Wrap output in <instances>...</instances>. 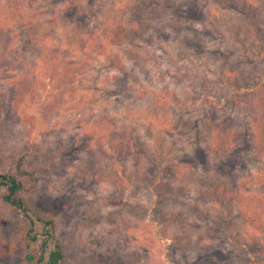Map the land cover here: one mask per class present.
Returning a JSON list of instances; mask_svg holds the SVG:
<instances>
[{"label":"rangeland","instance_id":"obj_1","mask_svg":"<svg viewBox=\"0 0 264 264\" xmlns=\"http://www.w3.org/2000/svg\"><path fill=\"white\" fill-rule=\"evenodd\" d=\"M16 1L22 2L3 3ZM56 1L49 0L48 7L57 14L64 5ZM115 1L120 0H89L90 17H119ZM169 1L176 21L165 31L145 23L129 42L103 41L98 50L69 55L66 60H73V67L70 62V66L58 62L56 67L45 54L46 60L38 61L34 68L28 65L33 54L20 52L19 63L27 67L28 76L0 82V170H14L18 154L28 153L25 167L34 174L35 190L25 196L35 207L55 215L57 234L65 244L64 264H165V255L178 264H264V213L258 214V221L249 219L247 223L242 208L250 210L249 203L235 210L232 200L219 201L222 189L216 190L219 182L230 183L264 200V169L246 137L247 110L241 105L234 108L230 101L221 111L189 106L208 87L202 80L187 78L189 75L198 72L215 79L223 68L239 67L238 60L243 58L225 65L228 58L218 49L232 51V47L218 35L201 31L198 21L204 19L189 0ZM194 1L202 3L207 16V8H219L220 0ZM43 2L39 0L35 8L44 18ZM232 18L241 31L247 30L246 23H254L243 15ZM53 30L47 29L60 38V32ZM66 67L73 74L79 72L76 80L53 73L56 69L64 72ZM180 70L187 76H179ZM257 70L264 72V64ZM242 71L257 78L253 69ZM142 91L149 96H142ZM159 94L190 102L184 109L176 107L182 125L173 138L180 160L169 170L155 165V141L144 126L147 116L159 113L152 104L153 95ZM217 95L223 96L222 89ZM10 101L13 104L8 109ZM158 101L163 104L162 98ZM215 124L235 128L244 137L240 148L219 162L209 160L207 144L195 139L197 127L201 126V135L207 139ZM122 125L143 136L134 140V133L123 129L121 134L132 140V147L122 156L119 149L103 154L108 128L118 132ZM155 128L158 134L166 132V138H172L160 125ZM53 156L56 158L50 159ZM123 168L135 183L127 194L129 201L119 205L124 191L111 182L119 181ZM160 179L174 193L164 204L154 206L153 187ZM258 202L254 206L259 209ZM0 214V264H29L26 255L38 254L39 245L27 238L25 224L14 211L1 208ZM173 215L177 218L166 234L176 235L180 243L175 239L167 252L149 220H171ZM242 235L249 240L248 250L229 239Z\"/></svg>","mask_w":264,"mask_h":264},{"label":"trees","instance_id":"obj_2","mask_svg":"<svg viewBox=\"0 0 264 264\" xmlns=\"http://www.w3.org/2000/svg\"><path fill=\"white\" fill-rule=\"evenodd\" d=\"M41 1H44L43 6H41L42 9H45L43 14L47 16L44 18L41 11L36 12V9H39L35 8L39 0H22L21 4L18 1L4 4L3 0H0V82L17 75L19 77L28 76L27 67H23V63H19L23 57L20 52H23V55L24 53L33 54L28 65L34 68H37L38 61L46 60V56L53 61V64L56 63V67H59L58 62L67 66H70V62L71 67H73V60H66L69 55H84L87 52L98 50L103 46V41L109 42V44H114L116 41H119V44L129 42L136 38L140 30L144 29L145 23L149 27L154 25L155 29L165 31L176 21L169 0L115 1L113 3L114 8L119 3V17H111L112 19H99L98 15H93L94 17L91 18L90 15L93 12L89 7V0H57L56 2L64 5L57 14L55 8L48 7L49 0ZM189 1L204 19L198 21L201 23V31L209 35H218L221 40L226 41L232 47V51L218 49L223 57L228 58L225 65L231 64L232 61L230 60L234 58L243 59L238 60L240 62L239 67L223 68L222 73L215 79L210 78L207 74L191 72L192 74L187 78H193L196 81L202 80L208 86L193 104L192 102H189L190 104L182 103L177 98L171 99L166 94L153 95L152 104L159 113L147 116L144 126L155 141L156 151L153 158L155 165L161 169L166 170L167 168L169 170L174 163L180 160V154L176 152V139L173 138L174 131L182 125L179 124L176 107L184 109L188 104L189 106L201 105L221 111L230 101L234 108L241 105L247 110L249 120L247 121L248 133L246 137L251 143V150L260 160L264 169V72L258 73L257 70L259 64H264V0H220L219 8H207V16H204L205 9L201 2L198 4L194 0ZM65 3L68 5L66 6ZM234 14L248 17L254 23L251 25L246 23V31L238 30L235 19L232 18ZM49 28L57 31L56 34L60 32L61 37H53L47 31ZM241 32H245V34ZM98 33L100 35L96 39ZM2 51L5 55L2 54ZM45 54L46 56H44ZM248 68L254 70L257 78L253 79L249 71L246 74L242 71V69ZM53 73L66 75L67 78L75 80L79 75V72L73 74L69 67H66L64 72L56 69ZM178 73L179 76H187V73L182 72V70ZM33 79L35 80L36 77L33 76ZM50 79L56 78L51 76ZM219 88L222 89V97L217 95ZM144 93L145 91H142L141 95L149 96V94L144 95ZM160 98L163 99V104L159 103ZM12 104L13 101H10L8 109ZM166 111L169 112L166 113ZM216 121L217 119L213 118L212 123ZM113 122L110 121V125ZM155 125H160L162 130H167L173 139L166 138V132L158 134L157 130H154L156 129ZM200 127H197L198 132L195 134V139L198 138L200 143L207 144L208 159L212 158L217 162L224 161L227 156L233 154L240 148L241 140L244 139L235 128L222 127L216 124L211 125L207 139H205L201 135ZM123 129L134 133V140H140V137L143 136L139 130L132 129L127 125L118 132L108 128V132L104 136L105 145H102L103 154L109 155V152L115 153L119 149V154L122 156V153L127 152L132 147L130 144L132 140L130 138L125 139V135L121 134ZM27 156L28 153L18 154L14 170H0V209L8 208L14 211L25 224L27 238L39 245L38 254L28 253L26 255L29 264H64L66 260L65 244L57 234L55 215L52 211L35 207L25 196V193L31 192L32 188L35 190L34 174L25 167ZM55 158L53 156L50 159L54 160ZM136 181H138L137 178ZM111 183L117 189L124 191L119 205L126 204L129 201L127 194L131 192L135 178L132 177V180H129L125 168H123L119 172V181L116 180ZM160 184L161 179L157 180L153 187L156 196L154 206L164 204V201L174 193L171 185ZM209 187H212L211 182ZM217 187L216 190L222 189L218 196L219 201L225 202L223 201L225 198L229 201L232 200L235 210L244 206L245 203H249L250 210L242 208L247 215V223L249 219L258 221V214L260 217L263 216V198L255 199L253 195L248 194L251 191L244 187L232 186L230 183L219 182ZM252 201H254L253 204ZM256 201H260L258 202L261 204L259 209L254 206L257 204ZM254 210L258 212L254 214ZM176 218L177 216L173 215L171 220L168 218L163 219V221L149 220L158 235L157 239L161 241L167 252L170 251L169 245L173 244L175 239H178L177 243H180L179 237L176 235L166 234L170 222ZM229 239L234 244L248 250L249 240L245 235H242L240 239L232 236ZM163 261L165 264H178L166 255Z\"/></svg>","mask_w":264,"mask_h":264}]
</instances>
